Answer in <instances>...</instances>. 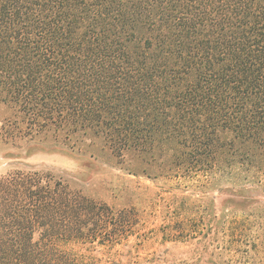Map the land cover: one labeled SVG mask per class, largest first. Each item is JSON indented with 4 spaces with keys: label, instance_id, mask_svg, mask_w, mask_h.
Wrapping results in <instances>:
<instances>
[{
    "label": "trees",
    "instance_id": "obj_1",
    "mask_svg": "<svg viewBox=\"0 0 264 264\" xmlns=\"http://www.w3.org/2000/svg\"><path fill=\"white\" fill-rule=\"evenodd\" d=\"M0 103L23 137L92 135L177 171L256 164L264 0H0ZM132 226L39 173L0 177V264H122Z\"/></svg>",
    "mask_w": 264,
    "mask_h": 264
},
{
    "label": "rangeland",
    "instance_id": "obj_2",
    "mask_svg": "<svg viewBox=\"0 0 264 264\" xmlns=\"http://www.w3.org/2000/svg\"><path fill=\"white\" fill-rule=\"evenodd\" d=\"M14 114L0 103V177L36 172L125 212L122 264H264V153L248 165L224 151L177 171L162 151L117 155L92 135L23 137L6 124Z\"/></svg>",
    "mask_w": 264,
    "mask_h": 264
}]
</instances>
